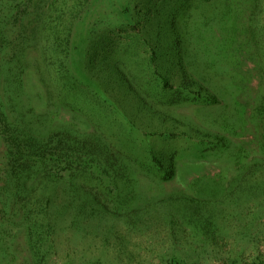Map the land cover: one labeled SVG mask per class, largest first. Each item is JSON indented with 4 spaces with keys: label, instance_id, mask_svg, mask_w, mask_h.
Returning <instances> with one entry per match:
<instances>
[{
    "label": "rangeland",
    "instance_id": "374dc122",
    "mask_svg": "<svg viewBox=\"0 0 264 264\" xmlns=\"http://www.w3.org/2000/svg\"><path fill=\"white\" fill-rule=\"evenodd\" d=\"M0 65V264L264 259V0H0ZM22 131L99 155L34 194Z\"/></svg>",
    "mask_w": 264,
    "mask_h": 264
},
{
    "label": "trees",
    "instance_id": "16d2710c",
    "mask_svg": "<svg viewBox=\"0 0 264 264\" xmlns=\"http://www.w3.org/2000/svg\"><path fill=\"white\" fill-rule=\"evenodd\" d=\"M70 24L71 23L67 19L54 23L49 19L43 20L41 28L43 27V35L46 43L48 44V49H52L53 51L57 52L60 47H62L63 40L68 41L67 38L65 39L62 35H60V31L57 28L61 26L67 27L68 29ZM38 27L39 26H35L34 30H37ZM62 33H65L63 29ZM183 74L185 77V83H188V87H192L193 85L196 87V90L193 91L196 97L204 98L208 101L217 100V96L213 94L208 89V87L204 86L199 80L192 77L191 74H189L185 69L183 70ZM206 135L210 137L213 142L218 140L216 145H219L218 143L227 144L226 138L223 136L209 132H207ZM6 141L8 144V154L10 158L16 161V163L19 164L20 171L26 172L28 179L33 181L34 194L42 182L46 181L48 183H52L59 178L58 174L56 175V173L52 172L51 168L54 165L57 166L62 163L61 161H65L67 165L71 166L73 162L77 161L80 163V165H82L81 167H84V165H86L85 157L89 156L95 159V156L99 155L97 154V150H94L93 148V150L88 149V143L92 145L94 144L93 141L82 140L78 136H72L70 132L66 131L54 132L48 137H39L22 131L21 133L13 134V136L10 139L7 138ZM158 164H160L159 161ZM161 165L164 166L165 164L161 162ZM174 174L175 164L172 160L168 166V171L164 175V178L169 179L173 177ZM237 183L238 182H236V184ZM246 187L248 186L246 185L243 188ZM165 264L189 263L182 260L181 258L173 256ZM247 264H264V259H256L253 262Z\"/></svg>",
    "mask_w": 264,
    "mask_h": 264
}]
</instances>
